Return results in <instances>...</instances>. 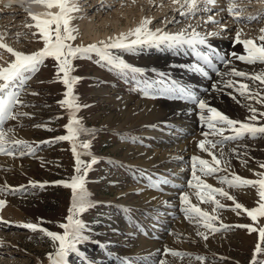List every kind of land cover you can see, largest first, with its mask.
Returning <instances> with one entry per match:
<instances>
[{"label": "rangeland", "instance_id": "1", "mask_svg": "<svg viewBox=\"0 0 264 264\" xmlns=\"http://www.w3.org/2000/svg\"><path fill=\"white\" fill-rule=\"evenodd\" d=\"M254 1L257 0H237V5L242 7L247 4L246 7H249L252 5L248 3ZM84 2L78 3V12L72 13L75 17L72 26L78 29L77 39L71 42L74 45L91 44L81 37L82 23L95 20L96 26L101 28L100 22L106 19L108 22H104L103 27L112 32L110 19L115 20L118 26L138 18H149L152 28L173 12L171 6L174 5L172 0H154L153 3L149 0H135V3L132 0ZM2 6L0 30L13 32L12 35L18 33L27 46L25 51H20L26 54L41 49L43 41L38 35L33 36L36 29L25 27V23L31 21L30 17ZM203 7L209 8L208 5ZM243 7L244 10L246 7ZM245 14L244 10L241 16L245 17ZM258 20L256 23H264V17ZM241 26L252 30L253 38L260 32L255 23H243ZM228 35L219 38L228 41L232 34ZM249 35L244 34L242 39H249ZM176 50L184 53L186 46L174 50L163 44H144L132 50H110L114 57L141 69L140 72L120 71L99 61L95 53L89 58L74 59L71 75L80 78L74 85V95L78 97L76 104L80 106L75 117L86 130L76 141L56 140L68 134L65 126L69 123V109L60 104L66 98V87L61 82L62 74L60 79L57 77L53 59H46L38 71L16 89L22 102L13 109L17 118L0 125V130L7 133L9 143L6 147H11L14 152L12 156L0 154V188L4 189L0 191V200L6 201L0 209V264H50L48 254L55 251L53 242L42 232H33L19 225L33 223L62 234L63 230L58 225L66 222L72 193L71 189L58 182H70L77 174L74 171L76 157L72 151L74 142L85 164L90 163L93 157L97 158L85 177V187L95 206L79 217L84 221L85 234L90 238L78 245V252L70 254L67 264H160L161 261L166 264H251L254 248L260 243L259 235L257 231L250 233L248 228L239 226L250 225L259 229L264 227V217L253 222L242 210L232 211L233 201L218 194L215 199L225 207L213 212L215 204L201 203L195 195L197 189L189 187V181L195 183L192 180V157L212 162L209 152L198 147L199 142L205 139L202 135L204 131L195 125L194 132L186 135L178 128L188 122L190 108L172 121H156L155 114L146 117L156 106L169 104L163 107L166 109L176 102L188 107L197 105L165 90L175 81L196 95L183 80L182 73L188 69L183 67L182 58L177 56ZM3 57L4 60L11 59L6 51ZM155 57L168 60V63L156 67L149 63ZM215 60L212 58V66H208L191 59L194 64L200 63L206 72L219 66V61L216 63ZM189 73L187 76L193 79L191 82L199 79L200 73ZM253 86L254 92L264 94V85ZM145 92L148 94L145 95ZM198 99L205 100L203 97ZM240 101L235 106H229L228 110L217 105L213 107L238 121H245L251 115L249 107L264 112V105L256 100L245 98ZM255 123L264 124V117ZM231 135V131L224 132V136ZM167 138L175 140L172 145L178 138L179 142L184 139L182 144L185 146L178 152L174 151V146L163 148L159 142L165 145L164 139ZM208 139L221 140L222 137L209 136ZM13 140L26 141L33 151L29 152L23 145L11 144ZM83 142L90 143V148L83 149ZM207 147L221 160V170L211 176L197 171L201 180L214 188L228 191L236 202L248 209L256 207V188L234 189L219 181L221 177L232 178L234 175L258 179L256 173L264 172V168L260 167L264 164V137L253 139L245 136L226 141L214 149ZM21 152L25 154L20 155ZM184 194L189 196L191 204L218 217L212 223L219 231L213 233L204 228L196 217L186 218L182 208L188 205L181 202ZM198 232L204 233L207 239ZM166 249L185 255L175 257L166 254ZM197 257L203 259L198 260ZM257 260L264 264V253L258 255Z\"/></svg>", "mask_w": 264, "mask_h": 264}, {"label": "snow or ice", "instance_id": "2", "mask_svg": "<svg viewBox=\"0 0 264 264\" xmlns=\"http://www.w3.org/2000/svg\"><path fill=\"white\" fill-rule=\"evenodd\" d=\"M153 2L154 0H149V3ZM172 2L174 4H180V9H178L180 15L187 16L194 15L200 10L201 4L212 5L215 7L217 0H183V3H181V0H172ZM260 2L264 3V0H260ZM31 3L38 4L46 9V11L42 13L29 12L28 16L32 23L25 24V27H28L29 29H36V31L33 32V36L38 35L43 41V47L41 49L29 54L17 51L5 42L7 34L0 33V50H3L0 51V61H2V63H0V125L6 120L17 118V114L14 113L13 109L16 105L21 104L22 102L19 99V92L16 89L22 87L23 83L30 78V75L37 72L39 67L49 58L56 62L57 77L60 79V74H62L61 82L66 87V98L63 101H60V104L69 109V123L65 126L68 134L57 137L56 140L76 141L80 134L86 130L83 129L80 120L75 117V112L79 110L80 106L76 104L78 97L74 95V85L78 83L80 78L71 75L74 70L72 64L74 59L89 58L90 54L95 53L98 55L99 61L106 62L108 65H111L120 71L130 70L132 72H140L142 71L141 69L133 68L123 59L114 57L110 50H132L135 46L144 44H154L157 46L163 44L171 49L187 45L193 50L198 60L208 66H212L213 56L219 55L208 42V37L218 36V32H208L202 35L194 28L191 33H188L187 35V30L178 33H167L161 28H156L153 31L149 27V25L152 24V20L149 18L143 19L136 28L130 30L128 33H120L115 37H109L107 41L101 40L97 43L88 44L86 46L74 45L71 42L77 39L78 29L72 26V21L75 19L72 13L80 10L79 6L74 3V0H31ZM133 3H135V0H133ZM52 9H56V11L53 12ZM204 10L210 11L207 7H205ZM221 11H227L228 15L232 16L233 21L236 23L245 20L251 22L256 19V17L243 18L241 16V11L238 10L237 0H228L227 8L221 9ZM205 23L219 24V21H217L214 16H208ZM260 32L261 35L256 39H241L243 34L242 30H237L234 43L243 46V54H237L234 52L231 55L235 59L250 65L257 63L264 64V28H261ZM129 37L135 38L129 39ZM199 46H204L208 51H200ZM4 51L10 54L11 59L4 60ZM219 58L225 63L231 62L225 60L223 56H220ZM190 68L192 71L201 73L204 76L208 75L200 63L191 65ZM231 74L236 77L259 82V85H264V72L249 75L243 71L232 69ZM226 87H235V85L232 81H228ZM213 88L215 89V85H213ZM165 90L177 94L180 98L188 99L197 104L198 108L201 110L200 120L209 129L207 132H202L205 139L199 142L198 147L202 151L209 152V155L212 157V162L210 163L199 157H192V180L195 181V183L189 181V187L197 189L195 193L197 199L201 203L211 202L215 204V208L213 209V212H215L217 208L225 207V205L221 204L219 200L215 199V196L218 194L219 196L233 201L234 207H232V211L242 210L253 222H256L260 217H264V172L256 173L259 177L256 180H250L235 175L232 178H220L219 182L221 184H226L229 188H256L258 195L257 206L251 209L236 202L235 197L230 195L228 191H225L223 188H214L212 185L201 180L200 176L197 175V171L204 176H211L221 170L219 167L221 160L217 158L207 146L214 149L217 145H222L226 141L243 139L245 136H250L253 139L264 137V124L255 123L261 117H264V112H260L254 107H249L251 115L246 117L245 121H238L229 118L216 108L210 107L205 100L198 99L191 90L179 85L175 81H173ZM236 91L239 92L241 96H246L247 99L256 100L257 103L264 105V94L259 91L254 92L249 84L239 83V86L236 87ZM147 94L148 93L145 92V95ZM204 110H207V113L210 115L206 117L204 115ZM19 115L28 114L20 113ZM225 131H231L233 135L224 136ZM209 136H220L222 139L209 140ZM6 137L7 133L0 130V154L12 156L14 155V152L11 147H6L9 143ZM11 144L23 145L29 149V152L33 151L26 141L13 140L11 141ZM81 147L83 149H89L90 143L83 142ZM72 151L76 157L74 171L77 174L71 178L70 182H58L63 184L64 187L71 189L72 193L71 206L68 210V215L65 217L66 222L58 225L63 230L62 234L38 227L37 224L33 223L19 225L33 232L40 231L53 242L55 251L48 254L50 264H67V258L70 254L78 252V245L87 242L90 238L85 234L86 225L79 217L88 211L89 208L95 206L85 187V177L87 171L90 170L91 165L96 163L97 158L93 157L90 163L85 164L80 159L81 153L77 151V144L75 142L72 145ZM24 154L25 153L23 152L20 153V155ZM221 155H223V151H221ZM260 167L264 168V164H261ZM42 186L43 185H41V187ZM156 186L157 185H153V187ZM3 190V188H0V191ZM181 202L184 205H188L187 207L182 208L186 218H198V222H202V226L213 233L220 230L219 228L214 227L212 223L214 220L218 219V217L210 215L209 212L202 210L198 205L191 204L187 194L181 196ZM5 204L6 201L0 200V209H2ZM221 227L228 226L221 225ZM239 227L248 228L250 233L254 231L258 232L260 243H257L254 248L251 264H262V262L257 260V256L264 253V247H262V244H264V227H260L259 229L250 225H240ZM197 234L204 239H207V236L204 233L198 232ZM165 252L166 254L181 258L185 255L167 249ZM197 259L202 260L203 258L197 257ZM160 264H166V262L161 261Z\"/></svg>", "mask_w": 264, "mask_h": 264}, {"label": "bare ground", "instance_id": "3", "mask_svg": "<svg viewBox=\"0 0 264 264\" xmlns=\"http://www.w3.org/2000/svg\"><path fill=\"white\" fill-rule=\"evenodd\" d=\"M2 1L3 0H0V7L2 4L4 5L5 2H7L8 4H17V5L19 4L20 6L13 7L12 9H7V10H15V11L17 10V12L20 11V12L25 13L26 14L25 16H28L29 12H31V13H42V12L46 11V9L43 8L42 6H40L38 4L31 3V0H4L5 2L4 1L2 2ZM77 1L78 2L76 4L78 5V3H82L85 0H81V1L77 0ZM181 3H183V0H181ZM227 3H228V0H217L215 7H213L212 5H208L210 11L202 10V9H204V7H203L204 4H201L200 10H198L194 15H187V16L180 15V11H178V9H180V4H174L173 6H171V7H173V10H172L173 12L168 13V15L165 18H162V20H160L161 23H157L152 28L149 26L153 31L156 28L164 27L161 29H163V31L167 32V33H178V32L187 30L186 35L188 33H191L193 28L197 32L201 33L202 35L206 34L208 32H218L219 33L218 36L208 37L209 44L219 54L218 56H213V60L217 59L219 61V63H218L217 60H215L219 66L211 68V69L209 68V71L207 72L208 73L207 76H204L200 73L199 79L197 81L191 82V81H193V79H189L187 76V74H190L189 72H193L191 70L190 66L194 65V63L191 61V59H193L196 62L199 61L197 56L193 52V50L189 46L185 45L186 51L184 53H182L181 51L176 50V54L178 57L182 58L183 67H187V69L189 70L188 71L185 69V72L182 73V75L184 76L183 77L184 82L187 81L186 86L190 87V89H192L193 91L196 92L197 98L203 97L210 107L217 105L218 107L222 108L223 110H228L232 105L235 106L236 104L241 102L240 100L243 101L246 98V96H241L239 94V92L236 91V87L239 86V83L249 84V86L252 90L255 88L253 85H259V82H254L251 80H247L245 78L236 77V76L232 75L231 74L232 69H236L238 71H243L245 73H248L249 75L264 72V64L257 63V64L250 65V64L244 63L238 59H235L231 55L234 52L237 54H243V46L240 44L234 43L235 33L237 30L242 29L243 34L241 36V39L244 38V34H246V33L250 34L249 36H247V38H252V39H255L261 35V32H258L256 34L255 38H253V36H251V35H253V31L250 29H246L244 27L242 28L241 25H243V23L246 25H250L252 23H255V25L258 26L257 29L264 28L263 22H260L261 24L256 23L259 21L258 20L259 18L264 17V3L260 2V0H257V1H254L252 3L249 2L248 4L252 5L249 7H246L247 4L246 5L243 4V6L246 7L244 9L246 11V14L243 15V16H245L243 18L256 17V19L252 20L251 22H247L245 20V21L240 22V23L234 22L233 17L228 15L227 11H221V9L227 8ZM84 5H86V2H84ZM243 6L239 7V5H238V10L241 11V14L244 11L242 9V8H244ZM52 11L54 12V11H56V9H52ZM200 13H204V15L201 16ZM208 16H214V18L217 21H219V24L205 23ZM226 16H228V17H226ZM1 18H3V17H0V19ZM142 20H143V18H138L137 20H133L131 22H125V23L117 26L114 22L115 20L110 19L111 22H109V23H111V27L113 28L112 32H110V30H108V28L103 27L104 22H108V20H106V19H104L102 22H100V24H102L101 28H103V29L98 28L96 26L95 20H94V22H90V21L85 22V23H82L80 25L81 30H82L81 31V37H82L83 41H89L91 44L97 43L101 40L107 41L109 37H115L120 33H128L130 30L136 28ZM28 23H32V21H30ZM189 26H191V27H189ZM99 27H100V25H99ZM20 28L21 27H19V29ZM0 32L4 33L2 30H0ZM6 34L7 35L5 38V42L7 44L12 46L13 48H16L18 51H20V50L25 51V48H27V46H25L23 44V41L19 38L20 36L17 35L18 33H15V35H12L13 32L11 33L9 31ZM227 34H229L228 37L230 36V34H232V36L229 38V40L228 41H221V39L219 37L223 38ZM14 37H18L19 39H12ZM134 38L135 37H129V39H134ZM180 47H182V46H180ZM199 48H200V51H204V52L208 51V49L205 48L204 46H199ZM220 56H223L225 58V60H228L231 62L225 63L224 61H222L219 58ZM150 60H151V62H149V63H153L154 65H156V67L164 66L168 63V60L165 61L161 57H155L153 59L151 58ZM228 81H232L234 83L235 87H226V84ZM213 85H215V89L213 88ZM182 102H184V101L182 100ZM168 105L169 104H165V105H161V106H156V109H150L152 113H150L146 117L150 118L153 116V114H155V116H157L156 121L157 120H167V119H170V121H172L173 118H175L176 116L182 115L186 111V109L190 108L189 112L191 113V116L189 117L188 122L185 125L180 124L182 126V127H178L181 130L180 132H186V135H187L188 132H191V131H193V129H195V125L198 126L199 130H203L204 132L209 131V129L206 127V125H204L202 123V121L200 120L201 110L198 108L197 105H194V106L191 105L190 107H188L187 105L185 106V104L176 102V103H172L170 107L163 109V107H166ZM204 115L207 117L210 114L207 113V110H204ZM164 141L167 144L164 145V144H161L159 142V145L162 146L163 148H165L166 146H168V147L174 146L173 149H174V151L176 150L177 152L181 151L182 147L185 146L184 144H182L183 142H185L184 139L181 140L182 142H179V138H178L176 140L177 142L174 143L175 145H172L173 142H175V140H171V139L167 138V139H164ZM173 149H171V150H173ZM166 152H168V150ZM157 161L159 162V159Z\"/></svg>", "mask_w": 264, "mask_h": 264}]
</instances>
